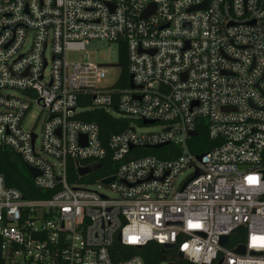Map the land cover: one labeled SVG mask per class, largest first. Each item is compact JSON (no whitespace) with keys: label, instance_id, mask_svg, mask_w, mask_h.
I'll return each mask as SVG.
<instances>
[{"label":"built area","instance_id":"1","mask_svg":"<svg viewBox=\"0 0 264 264\" xmlns=\"http://www.w3.org/2000/svg\"><path fill=\"white\" fill-rule=\"evenodd\" d=\"M96 39L126 63L68 59ZM80 104L127 127L104 141ZM0 149L37 171L29 196L0 174V264H145L125 249L152 243L157 264H264V0H0Z\"/></svg>","mask_w":264,"mask_h":264},{"label":"trees","instance_id":"2","mask_svg":"<svg viewBox=\"0 0 264 264\" xmlns=\"http://www.w3.org/2000/svg\"><path fill=\"white\" fill-rule=\"evenodd\" d=\"M120 51V60L122 63H126L125 56L122 52L121 47ZM123 77L128 78V72L126 68L122 70ZM80 106H83L80 104ZM78 119L87 122H95L99 124L101 128L102 139L106 141L111 135L123 131L128 124V120L125 119H115L107 114L103 110L99 109H86L83 108L78 112L76 116ZM206 133L200 132V136L197 138V142L205 143ZM196 142V143H197ZM210 144H208L209 146ZM211 147V146H209ZM190 148L193 152H202V148H195L193 143L190 142ZM204 149V148H203ZM145 154H153L159 157H163L159 154L158 150L143 149ZM21 159L14 155L9 149H0V174H3L6 178V182L9 186L17 187L22 190L26 195L29 196V189L31 188L32 179L28 171H23L22 166L24 163L20 164ZM110 160L106 159L103 161V169L99 171L98 175H105L112 171V165H110ZM25 167V166H24ZM68 177L70 182L76 181L78 179L77 168L75 167L74 162L71 160L68 161ZM84 178H82V181ZM81 181V182H82ZM127 255H140L143 257L145 264H157L160 261V254L163 250L162 246L156 243H152L142 249H134L131 247H126ZM179 264H186L184 261L179 262Z\"/></svg>","mask_w":264,"mask_h":264},{"label":"rangeland","instance_id":"3","mask_svg":"<svg viewBox=\"0 0 264 264\" xmlns=\"http://www.w3.org/2000/svg\"><path fill=\"white\" fill-rule=\"evenodd\" d=\"M29 42V40H28ZM69 60H89L94 61L96 63H111L117 64L120 61V51L119 46L115 42H110L107 40L96 39L90 41V43L86 46V51H71L67 54ZM108 76L110 78H116L120 72V68H109L107 69ZM15 94L19 93L17 91H10ZM84 107L80 106L78 111L82 110ZM44 119V114L38 105H34L31 110L26 114V117L23 122V126L28 130H35L37 134H40L41 127ZM132 126L137 128L138 132H149V131H159L161 129L160 124L155 125H144L142 122H137L132 120ZM19 161V160H18ZM20 164L22 162L19 161ZM23 164L22 169L26 171L27 168ZM189 172H185L187 175ZM184 176H180V179H183ZM88 182L82 181L79 184L82 187H86L89 189L99 190L107 195H112L110 189L106 186H102L100 182L94 181L93 177L87 178ZM93 180V181H90ZM100 186V187H99Z\"/></svg>","mask_w":264,"mask_h":264},{"label":"water","instance_id":"4","mask_svg":"<svg viewBox=\"0 0 264 264\" xmlns=\"http://www.w3.org/2000/svg\"><path fill=\"white\" fill-rule=\"evenodd\" d=\"M200 7H205V3L202 4V5H200V6H193V7L190 9V11H193V10L199 9ZM146 15H147V13H145V16H146ZM121 65H123V64H121ZM131 78H132V76H131ZM145 123H153V122H151V121H150V122L145 121ZM191 135H192V136H195V135H196V132L191 133ZM201 158H202V156H199V159H201ZM101 167H102V164H96L94 167H81V168H79L78 172H79L80 175H86V174L91 173V172L94 171V170H98V169H100ZM27 169L29 170V172H30L34 177L37 175V171H36L35 169H33V168H31V167H27ZM113 179H114V177H109V178L103 180V183L108 184V183H110ZM241 229H242V227L236 229L234 232H240ZM226 240H227V236L222 237V243H225ZM166 247H167V248H170V249H173V248H175V245H173V244H169V245H166ZM237 250L240 251V252H244V251H245V248H244V247H239Z\"/></svg>","mask_w":264,"mask_h":264},{"label":"crops","instance_id":"5","mask_svg":"<svg viewBox=\"0 0 264 264\" xmlns=\"http://www.w3.org/2000/svg\"><path fill=\"white\" fill-rule=\"evenodd\" d=\"M86 175H87V174H86ZM90 176H91V175H89V176L87 175V176L84 177V179L87 178V177H90Z\"/></svg>","mask_w":264,"mask_h":264}]
</instances>
